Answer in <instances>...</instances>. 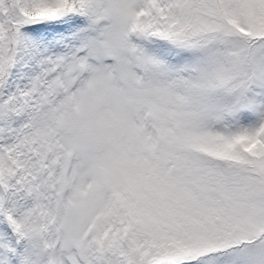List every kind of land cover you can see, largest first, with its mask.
<instances>
[{
  "label": "snow or ice",
  "instance_id": "snow-or-ice-1",
  "mask_svg": "<svg viewBox=\"0 0 264 264\" xmlns=\"http://www.w3.org/2000/svg\"><path fill=\"white\" fill-rule=\"evenodd\" d=\"M0 264H264V0H0Z\"/></svg>",
  "mask_w": 264,
  "mask_h": 264
}]
</instances>
